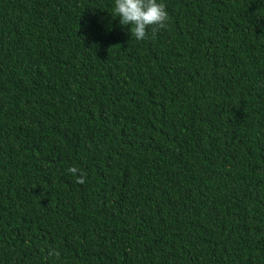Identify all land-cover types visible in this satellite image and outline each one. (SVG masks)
I'll return each mask as SVG.
<instances>
[{"label": "trees", "instance_id": "obj_1", "mask_svg": "<svg viewBox=\"0 0 264 264\" xmlns=\"http://www.w3.org/2000/svg\"><path fill=\"white\" fill-rule=\"evenodd\" d=\"M158 2L0 0V264H264V0Z\"/></svg>", "mask_w": 264, "mask_h": 264}, {"label": "clouds", "instance_id": "obj_2", "mask_svg": "<svg viewBox=\"0 0 264 264\" xmlns=\"http://www.w3.org/2000/svg\"><path fill=\"white\" fill-rule=\"evenodd\" d=\"M112 17H119L121 26L129 28L131 37L142 41L147 37L148 29L151 28L153 36L167 26L169 19L165 4L158 0H114ZM78 169L70 167L68 172L76 175ZM79 184L85 183L84 174L76 181ZM48 255L59 257L60 253L51 250Z\"/></svg>", "mask_w": 264, "mask_h": 264}]
</instances>
